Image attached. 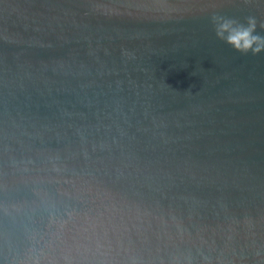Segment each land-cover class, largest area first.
<instances>
[{
	"label": "water",
	"instance_id": "1",
	"mask_svg": "<svg viewBox=\"0 0 264 264\" xmlns=\"http://www.w3.org/2000/svg\"><path fill=\"white\" fill-rule=\"evenodd\" d=\"M249 18L0 0V264H264V50L217 36Z\"/></svg>",
	"mask_w": 264,
	"mask_h": 264
},
{
	"label": "clouds",
	"instance_id": "2",
	"mask_svg": "<svg viewBox=\"0 0 264 264\" xmlns=\"http://www.w3.org/2000/svg\"><path fill=\"white\" fill-rule=\"evenodd\" d=\"M255 28L256 21L253 18H249L247 27L236 25L232 20H224L218 26L217 36L225 39L237 51L243 53L251 51L255 55L264 50V37L253 35Z\"/></svg>",
	"mask_w": 264,
	"mask_h": 264
}]
</instances>
